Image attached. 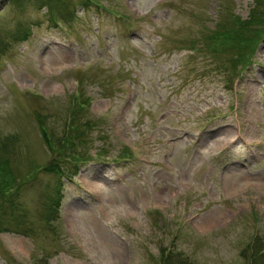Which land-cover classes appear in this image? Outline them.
<instances>
[{"label":"rangeland","instance_id":"obj_1","mask_svg":"<svg viewBox=\"0 0 264 264\" xmlns=\"http://www.w3.org/2000/svg\"><path fill=\"white\" fill-rule=\"evenodd\" d=\"M262 33L264 0H0V264H250Z\"/></svg>","mask_w":264,"mask_h":264},{"label":"trees","instance_id":"obj_2","mask_svg":"<svg viewBox=\"0 0 264 264\" xmlns=\"http://www.w3.org/2000/svg\"><path fill=\"white\" fill-rule=\"evenodd\" d=\"M42 3L44 5L49 4L51 7V4L48 2L47 3L42 2ZM243 23L249 24L246 21H243ZM26 36H28V32L24 31L22 34V38L25 39ZM16 38L20 39L18 36ZM247 39H248L247 37H244L240 41L243 42V41H246ZM248 40L250 41V39ZM259 41L264 42V33L261 34ZM72 105L73 106L71 107V109L73 107L74 108L72 110L71 109L69 110L68 123L66 125L64 132L62 133V137L59 139L58 147L57 149H55L60 153V158L56 159L51 164V167L53 168V172H57V173L63 172V167L60 165L59 160L74 161L77 159H84L83 157H81V154L77 151L76 147L78 145L82 147H86L88 146L87 144L92 142V141H89V137H88V134L91 128V122L87 121V122L81 123L78 118V113H77L83 106L85 107L88 105L87 96L82 94L78 98V100H76V102L73 99ZM75 142H78L79 144H74ZM124 154H127L126 150H123V155ZM10 192H13V191L7 190V193H10ZM58 200H59L58 198L55 200L56 204ZM51 212H52V208H51ZM260 253L262 254V256L264 255V248L257 249L255 254L252 253V259H250V264H253L255 260H259V259H254V255L257 256Z\"/></svg>","mask_w":264,"mask_h":264}]
</instances>
